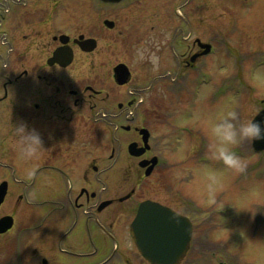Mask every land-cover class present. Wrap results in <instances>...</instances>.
<instances>
[{
	"label": "flooded vegetation",
	"instance_id": "1",
	"mask_svg": "<svg viewBox=\"0 0 264 264\" xmlns=\"http://www.w3.org/2000/svg\"><path fill=\"white\" fill-rule=\"evenodd\" d=\"M99 1L116 7L127 0ZM141 1L147 7V0ZM62 6L0 0V60L10 63L0 67V185H6L0 221L11 217V227L0 232V264H151L131 234L139 207L147 201L191 222L189 248L179 264H192L193 247L210 250L211 231L195 196L181 195L175 158L183 147L176 139L190 129L173 123L174 106L181 94L197 101L209 81V71L201 66V58L212 52L202 54L201 43L208 42L195 38L193 23L182 19L189 28L182 38L191 45L181 52L182 60L171 52L170 61L176 60L185 76L172 79L182 81L177 86L167 83V96L145 97L152 87L137 88L127 64L131 76L123 85L116 82L117 65L113 68L112 79L121 90L95 87L70 71L77 54L100 53L99 21L90 33L67 27ZM167 26L175 44L183 30ZM102 28L115 30L116 20L104 18ZM87 39L96 41L95 49H82ZM20 54L43 55L25 62ZM53 54H74V59L66 67L50 65ZM191 77L200 91L189 99L184 92ZM20 122L42 135L45 149L37 159L26 161L17 153L14 125Z\"/></svg>",
	"mask_w": 264,
	"mask_h": 264
},
{
	"label": "rangeland",
	"instance_id": "2",
	"mask_svg": "<svg viewBox=\"0 0 264 264\" xmlns=\"http://www.w3.org/2000/svg\"><path fill=\"white\" fill-rule=\"evenodd\" d=\"M33 2L56 3V7L63 4L67 27L77 31L94 32L98 23L93 22L99 21L100 53L77 54L71 73H81L85 84L119 91L112 79L113 68L125 63L132 70L137 88L152 87L145 97L158 92L167 96L166 85L178 75L184 78L176 60L174 64L170 61L171 52L183 59L181 52L191 45L182 38L189 32L183 20L193 23L190 33L213 48L210 56L201 58L202 68L209 71V81L202 86L197 101H186L182 94L179 101L174 97L177 112L173 123L190 129L177 136L183 148L175 160L179 162V181L184 191L181 195L193 194L202 207L211 243L210 250L193 247L189 260L192 264H264V152L255 153L252 141L238 145L235 150L246 161L242 171L228 169L222 161L205 156L206 131L213 120L235 111L239 123L254 119L264 108V0H147V7L141 0H127L116 7L99 0ZM107 17L116 20L115 30L102 28ZM171 23L183 30L177 34L175 44L168 36L167 25ZM119 30H123L122 35ZM141 49L145 51L143 60L137 54ZM153 54L159 57L158 66L150 59ZM32 55L38 59L43 54H20L25 62ZM2 56L7 58L6 54ZM8 63L0 60V67ZM166 68H173L170 74ZM191 79L184 92L189 99L196 98L200 91L198 83L192 86ZM250 210L257 212L253 215Z\"/></svg>",
	"mask_w": 264,
	"mask_h": 264
},
{
	"label": "water",
	"instance_id": "3",
	"mask_svg": "<svg viewBox=\"0 0 264 264\" xmlns=\"http://www.w3.org/2000/svg\"><path fill=\"white\" fill-rule=\"evenodd\" d=\"M104 2H119L120 0H102ZM109 27L113 22L106 21ZM63 38H68L63 36ZM65 42V40H62ZM82 49L91 51L97 46L93 39L84 40L81 43ZM204 48L202 54L211 50V45L201 43ZM74 54H53L49 64L55 63L61 66H68L73 62ZM116 82L119 85L126 84L131 76L129 67L119 63L115 69ZM254 120L264 123V108L254 117ZM255 152L264 151V140L252 141ZM140 154V152H135ZM155 163V162H154ZM6 196V185H0V206ZM11 227V217L0 221V232ZM192 233L191 222L184 216L174 212L159 203L147 201L140 205L138 213L131 225V234L141 254L151 264H178L185 256Z\"/></svg>",
	"mask_w": 264,
	"mask_h": 264
},
{
	"label": "clouds",
	"instance_id": "4",
	"mask_svg": "<svg viewBox=\"0 0 264 264\" xmlns=\"http://www.w3.org/2000/svg\"><path fill=\"white\" fill-rule=\"evenodd\" d=\"M137 54L139 59L145 58L144 50H138ZM150 59L154 66H158V56L153 54ZM237 121V113L229 111L211 122L206 131L208 143L205 156L210 160L222 161L228 169L242 171L246 161L235 149L244 141L264 140V123L254 119ZM14 137L17 153L23 160L37 159L45 149L40 131L30 128L26 122L14 125ZM251 212L253 215L256 213Z\"/></svg>",
	"mask_w": 264,
	"mask_h": 264
}]
</instances>
